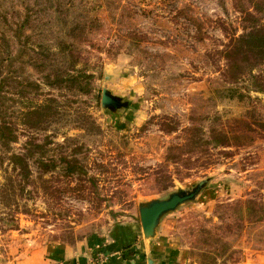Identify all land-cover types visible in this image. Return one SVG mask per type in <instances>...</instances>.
I'll list each match as a JSON object with an SVG mask.
<instances>
[{"label":"rangeland","instance_id":"1","mask_svg":"<svg viewBox=\"0 0 264 264\" xmlns=\"http://www.w3.org/2000/svg\"><path fill=\"white\" fill-rule=\"evenodd\" d=\"M261 30L264 0H0V264L102 246L202 181L164 215L190 264L264 253ZM104 89L125 105L104 107ZM28 149L23 179L9 157Z\"/></svg>","mask_w":264,"mask_h":264},{"label":"crops","instance_id":"2","mask_svg":"<svg viewBox=\"0 0 264 264\" xmlns=\"http://www.w3.org/2000/svg\"><path fill=\"white\" fill-rule=\"evenodd\" d=\"M163 217L156 236L147 239L137 221L117 224L108 243L99 246L90 240L74 244H47L20 256L12 264H190L189 250L180 246ZM104 255L106 261L98 262ZM244 264H264V253L247 258Z\"/></svg>","mask_w":264,"mask_h":264},{"label":"water","instance_id":"3","mask_svg":"<svg viewBox=\"0 0 264 264\" xmlns=\"http://www.w3.org/2000/svg\"><path fill=\"white\" fill-rule=\"evenodd\" d=\"M102 105L106 108L118 109L123 107L125 103L118 96L104 89ZM204 183V181L200 182L191 192L180 190L172 193L168 198L154 199L147 204L140 205V219L145 238L150 239L155 237L164 215L176 210L183 203L195 199Z\"/></svg>","mask_w":264,"mask_h":264},{"label":"trees","instance_id":"4","mask_svg":"<svg viewBox=\"0 0 264 264\" xmlns=\"http://www.w3.org/2000/svg\"><path fill=\"white\" fill-rule=\"evenodd\" d=\"M258 32H260V33H258L256 36H252V37L258 38L260 40L259 43L263 46L264 45V36L261 34L262 30L258 31ZM252 35H253V32H252ZM2 60H3V58H2ZM30 64L32 67H39L41 70L45 71L48 68V66L51 64V62H49V60L42 58L40 55H36L32 58V61L30 62ZM67 75H69V74L67 73ZM58 78H64V75L58 76ZM252 78L254 80H256V87H258V89H260V91H264V84H262V82H260V80L258 79L259 76L252 75ZM3 83H4V81L0 80V87H3ZM0 97H1V90H0ZM7 140H9V135L7 133H4V131L1 129V125H0V142L6 143ZM31 156H33L32 149H28V151H26V153H12L9 157L10 162L12 163L13 167L17 170L18 169L20 170V175L22 176L23 179L29 178V176L31 174V167H30V163H29ZM60 162L66 164V170L68 173L73 174V173H77V172L82 171L81 166H80L79 162H77V161H72V160L70 161L66 158H61Z\"/></svg>","mask_w":264,"mask_h":264},{"label":"built area","instance_id":"5","mask_svg":"<svg viewBox=\"0 0 264 264\" xmlns=\"http://www.w3.org/2000/svg\"><path fill=\"white\" fill-rule=\"evenodd\" d=\"M105 259L106 258L104 257V255H101V256H99V258L97 260L99 263H101V262H104Z\"/></svg>","mask_w":264,"mask_h":264}]
</instances>
